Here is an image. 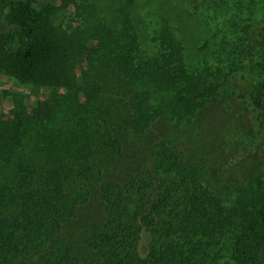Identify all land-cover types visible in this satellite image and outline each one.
<instances>
[{"label": "trees", "instance_id": "16d2710c", "mask_svg": "<svg viewBox=\"0 0 264 264\" xmlns=\"http://www.w3.org/2000/svg\"><path fill=\"white\" fill-rule=\"evenodd\" d=\"M133 5L105 18L94 0H0V71L51 89L30 111L17 94L0 116V264H264V175L232 196L171 139L147 140L164 115L191 121L220 84L192 73L167 23L142 54ZM254 24L244 49L259 53L249 100L264 130V21ZM138 137L144 159L129 163ZM91 200L101 210L77 230Z\"/></svg>", "mask_w": 264, "mask_h": 264}, {"label": "rangeland", "instance_id": "374dc122", "mask_svg": "<svg viewBox=\"0 0 264 264\" xmlns=\"http://www.w3.org/2000/svg\"><path fill=\"white\" fill-rule=\"evenodd\" d=\"M38 1L46 4L53 0ZM94 1L107 18L120 0ZM133 17L142 54L156 48L160 41L154 42V38L167 23L180 41L192 73L200 74L199 79L208 84H220L219 93L210 97L191 121L177 126L164 115L147 140L171 139L189 158L208 168L210 188L227 187L232 196L253 176L264 175V130L259 128L249 100V93L262 77L257 64L259 53L257 49H244L257 30L253 22L264 21V0H134ZM58 21L62 25L71 23L63 14ZM246 54L248 66L243 68L239 63ZM85 64L77 65V74ZM106 86L109 92L117 87L112 83ZM120 90L123 97L125 89ZM50 93L48 87L21 83L0 71V116L9 113L17 94L23 98V108L30 111L38 99ZM132 141V150L141 151L143 139ZM143 155L137 151L130 154L129 163L141 161ZM100 206L99 201L91 200L83 210L85 216L71 226L85 230L99 214ZM151 240L150 231L143 230L141 255L147 254Z\"/></svg>", "mask_w": 264, "mask_h": 264}]
</instances>
